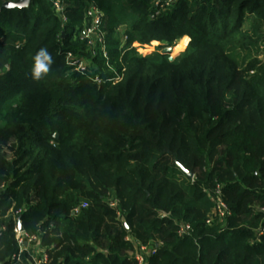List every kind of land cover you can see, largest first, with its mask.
<instances>
[{
    "label": "trees",
    "instance_id": "1",
    "mask_svg": "<svg viewBox=\"0 0 264 264\" xmlns=\"http://www.w3.org/2000/svg\"><path fill=\"white\" fill-rule=\"evenodd\" d=\"M6 1L18 0H0V263L17 252L22 209L50 264H136L127 235L155 247L148 264H264V232L252 242L264 229V0H175L153 19L149 0H66L65 22L50 0ZM90 3L106 56L97 47L87 71H70L65 52L89 58L77 31ZM151 42L164 45L138 53ZM41 47L55 63L34 81ZM217 184L223 226L206 223Z\"/></svg>",
    "mask_w": 264,
    "mask_h": 264
},
{
    "label": "built area",
    "instance_id": "2",
    "mask_svg": "<svg viewBox=\"0 0 264 264\" xmlns=\"http://www.w3.org/2000/svg\"><path fill=\"white\" fill-rule=\"evenodd\" d=\"M52 8L57 16L65 22L66 17L64 14V9L66 7V0H50ZM175 2V0H149V17L151 19L156 18L163 14L170 6ZM103 13L97 8L94 3H90L84 13V23L81 28L77 31V38L86 42V46L89 52V58L81 55L80 53L67 51L65 52V62L69 67L70 71L85 72L91 66V59L96 56L97 47L102 51L103 56H106L104 51V31L102 29L103 24ZM126 36L122 34L121 42L124 43ZM159 42H151L149 45L138 46L139 54H144L146 50H150L148 46L154 45ZM161 45L164 43L160 42ZM141 50V51H139ZM154 51V49H152ZM116 75V74H115ZM119 75H116L113 79L118 80ZM94 81L97 84L104 82L103 78L99 75L94 76ZM264 190V185H263ZM209 200L211 201V210L208 213L206 223L211 225L212 223H220L222 226L226 223V219L230 215V210L224 201L222 186L217 184L214 189L206 190ZM87 204L85 202L80 203L78 206L74 207L71 211L72 215H77L82 208H85ZM110 206L112 208L116 207L115 202H111ZM257 210L264 212V208L260 207ZM22 212V209H17L13 212L14 217H16L15 225L13 228L14 240L17 246V252L11 257L6 259V262L0 264H10L11 261H20V256L23 252L28 254L27 261L29 264H50V257L47 252V248L42 246L41 236L42 233H28L23 229H19L18 221L20 220L17 215ZM119 216V212H117ZM165 216V214H162ZM191 231V227L187 223L177 224V233L180 236L187 235ZM264 229H259L252 242L258 241L259 237L263 234ZM125 239L131 243L132 249L130 251V256L136 264H148V258L155 253V247L151 244H144L140 241L133 239L131 236L127 235Z\"/></svg>",
    "mask_w": 264,
    "mask_h": 264
},
{
    "label": "clouds",
    "instance_id": "3",
    "mask_svg": "<svg viewBox=\"0 0 264 264\" xmlns=\"http://www.w3.org/2000/svg\"><path fill=\"white\" fill-rule=\"evenodd\" d=\"M17 5L10 3L9 8ZM55 63L52 53L47 47L39 48L32 57V65L30 69V78L34 81H39L47 76L52 65Z\"/></svg>",
    "mask_w": 264,
    "mask_h": 264
},
{
    "label": "water",
    "instance_id": "4",
    "mask_svg": "<svg viewBox=\"0 0 264 264\" xmlns=\"http://www.w3.org/2000/svg\"><path fill=\"white\" fill-rule=\"evenodd\" d=\"M30 1H31V0L6 1V2H4V3L2 4L1 8H9L8 5H9L10 3L17 5V6H16L17 8H27V7L29 6V4H30ZM16 7H11V8H16ZM161 52H162V53H171V52H172V47H170V46H166V47H164V48L162 49ZM173 58H174L173 56H169V60H172ZM54 137L57 138V134H56V133L54 134ZM179 167H180V169H181L184 173H186V174L188 175V177H190V178L192 177V175H193L192 172L188 171L187 169H185V168H184L182 165H180V164H179ZM18 227H19V229L22 230V225H21L20 220L18 221Z\"/></svg>",
    "mask_w": 264,
    "mask_h": 264
},
{
    "label": "rangeland",
    "instance_id": "5",
    "mask_svg": "<svg viewBox=\"0 0 264 264\" xmlns=\"http://www.w3.org/2000/svg\"><path fill=\"white\" fill-rule=\"evenodd\" d=\"M248 23H249V19H246L245 20V22H244V26H243V28H247V25H248ZM180 40V39H179ZM178 40V41H179ZM177 41V42H178ZM177 42H176V45H177ZM162 43V42H161ZM159 45H161L160 44V42H159ZM158 43H156V44H154V45H150V46H148V48L150 49V50H146V52H148V51H152V49H154V50H156V49H158ZM184 49H182L181 51H183ZM139 51H141V50H139ZM180 51V52H181ZM145 52V53H146ZM153 52V51H152ZM178 54V52L177 53H175V54H173L172 52L170 53V56H173V57H175L176 55ZM2 152L5 154V156L7 157V158H11L12 157V152L10 151V150H8L7 148H3V150H2Z\"/></svg>",
    "mask_w": 264,
    "mask_h": 264
},
{
    "label": "crops",
    "instance_id": "6",
    "mask_svg": "<svg viewBox=\"0 0 264 264\" xmlns=\"http://www.w3.org/2000/svg\"><path fill=\"white\" fill-rule=\"evenodd\" d=\"M184 37H185V36H184ZM182 38H183V37H182ZM182 38H181V39H182ZM188 41H189V40H188Z\"/></svg>",
    "mask_w": 264,
    "mask_h": 264
}]
</instances>
